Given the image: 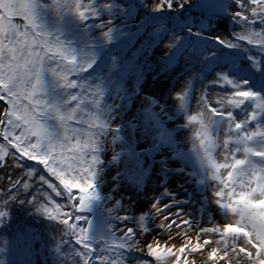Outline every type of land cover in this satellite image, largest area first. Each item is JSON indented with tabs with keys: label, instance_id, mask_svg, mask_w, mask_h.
I'll return each mask as SVG.
<instances>
[{
	"label": "snow or ice",
	"instance_id": "1",
	"mask_svg": "<svg viewBox=\"0 0 264 264\" xmlns=\"http://www.w3.org/2000/svg\"><path fill=\"white\" fill-rule=\"evenodd\" d=\"M186 5L193 0H151L153 12ZM133 7L148 4L0 0V171L20 170L9 171L7 187L0 189V264H19L7 259L17 250L26 255L24 264H131L126 252L150 258L136 264H197L189 258L193 253L207 264H264V0H229L228 14L239 31L227 39L209 36L223 49L244 52L243 59L220 62L213 51L193 50L201 67L172 95L173 113L157 112L150 98L133 117L116 123L132 96L128 80L143 75L140 57L163 43L168 52L160 67L167 70L182 43L168 26L134 18ZM46 13L61 23L70 17L75 32L50 28ZM187 34L204 36L191 27ZM194 80L201 86L195 113ZM215 88L221 92L213 102L208 91ZM176 115L183 116V124L169 128ZM192 125L197 126L192 147L185 151L178 133ZM157 159L164 161L160 170L166 175L169 160L178 159L183 174L211 187L212 202L226 222L198 227L158 199L148 213L133 218L135 228L97 225L85 215L107 199L101 186L109 164L123 165L114 181L123 176L132 182ZM15 207L46 219L50 228L13 230ZM110 214L121 224L129 219ZM149 214L158 218L160 234L175 226L184 239L178 245L144 239L151 231L145 226ZM182 226L195 231V241ZM202 234L219 239L201 241Z\"/></svg>",
	"mask_w": 264,
	"mask_h": 264
},
{
	"label": "rangeland",
	"instance_id": "2",
	"mask_svg": "<svg viewBox=\"0 0 264 264\" xmlns=\"http://www.w3.org/2000/svg\"><path fill=\"white\" fill-rule=\"evenodd\" d=\"M228 2L229 0H222L223 6L220 8V14H218L215 19L209 18L207 21H202L203 24L198 27L195 26L196 24H192V26L177 24L173 17L182 16V14L186 12H191L196 15L201 14L199 17L205 19L206 16L202 15L200 11L203 10L209 13L208 10L211 9V7H215L213 0H193V5H186L185 8L180 9L179 11L164 10L161 12H153L151 10V0H138L139 5L148 4V7H133L131 12L134 18L139 16L142 21L151 20L168 26L169 34L175 32L182 36V43L179 47L177 66L172 68L173 72L172 76H170L171 78H174L173 81L168 82L166 75L160 73L159 70H156L154 74H152V71L147 67V64L143 66L145 70L139 80H136L135 82L132 80L128 81L127 88L131 87L132 89H136L139 93V99H137L136 95L132 94L127 100V107L131 108L132 106L133 108L130 109L129 112H122L120 114V120L123 119L124 121H127L129 118L133 117L138 113L142 106L148 104L150 98L155 99V110L157 112L163 110L166 114L173 113L175 111V101L172 100V95L183 88L185 80L201 67L198 55H193V50L196 54L201 51H213L217 53V59H219L220 62L232 59H235L237 62L241 60V58L235 54V51L223 49L214 40L209 38L210 35H216L227 39L231 38L235 31H239V27L232 21L231 16L228 14ZM193 7L199 8L200 11L193 9L190 10V8ZM209 21L211 23H209ZM44 22L53 29L59 26L71 29L73 33L75 32L70 17L65 18L63 23H61L57 21L52 14L46 13ZM231 22L234 25L229 27L228 24ZM188 27H191L193 31H203L204 36L197 37L194 35H188ZM153 48V52L149 51V53H151L150 59L154 58L153 55L157 56L168 52V49L164 47L163 43L159 44V46H153ZM242 53L246 55L244 52ZM144 57L145 56L140 57L141 62L145 61ZM156 62L158 63L159 61ZM239 75L243 76L245 74L240 73ZM210 78L211 77H209V79ZM193 86L194 91L190 107L193 113H195L197 107L195 104V97L196 95L199 96L201 91L199 80H194ZM254 90L259 89L255 88ZM220 92L221 89L219 88L210 89L208 91V96L213 102H215L217 94ZM122 114L126 115V117H123ZM237 115L239 116L240 113L238 112ZM84 119H86L87 122L90 119V114L85 115ZM117 122H119V120H116V123ZM181 124H183L182 115H176L173 119L168 120L169 128H175L177 125ZM196 127V125H192L188 131H179L178 133L185 151L192 147L190 137ZM85 130H87V127H85ZM140 146L144 147L145 145L141 144ZM111 155L112 153L110 151L105 153V160H108ZM165 156H167V153H165ZM163 162L162 159H157L154 163L149 162V166L146 167L144 173H137L132 182L125 180L123 176L120 180L114 181L113 177L117 175V172L123 167V165L117 167L114 164H109L104 171V183L101 186V192L107 197V199L95 208L92 213L85 215L88 216L89 219H92L97 225L110 223L112 227L118 229L127 226L135 228L133 218L138 217L141 213H148L153 200L158 199L161 205H170L168 209L169 212L181 210L184 214L188 215L194 223L198 224V227L208 226L211 221H215L218 224L226 222L224 221L221 211L217 208L215 203L212 202L213 189L211 187H208L207 185L203 187L197 185L194 180L190 178V174H183V165L178 159L169 160V174L166 175L165 172L160 170ZM169 193H171V195H169ZM117 201H120L121 203L117 204ZM185 203L186 205H184ZM110 213L128 215L129 219L126 223L121 224L119 221H116L114 215ZM158 222V218H153L150 214L146 217L145 226L151 231L144 237V239L157 237L161 239V242L168 241L169 243H175L177 245L184 239L181 228H176L175 226L169 232L160 234V229L157 227ZM182 228L188 231V234L192 236L195 241V231L186 226H182ZM177 232L181 233L180 238L175 241H169V236H174ZM207 238H211L214 241L219 239L217 235L209 236L207 234H202L200 236L201 241ZM125 255L128 260L130 256H134V259L130 260L131 264H136L137 261H147L150 259L143 253L139 252H126ZM189 258H196L197 264H207V262L201 258L200 253H193ZM233 264H235V260L233 261ZM245 264H248V262L245 261Z\"/></svg>",
	"mask_w": 264,
	"mask_h": 264
},
{
	"label": "trees",
	"instance_id": "3",
	"mask_svg": "<svg viewBox=\"0 0 264 264\" xmlns=\"http://www.w3.org/2000/svg\"><path fill=\"white\" fill-rule=\"evenodd\" d=\"M214 2L215 1H213V4H214ZM210 10L211 9H209L208 12H210ZM182 20H183L182 23L184 25H188V26L193 24V23H195L197 20L200 21L198 16L196 14L191 13V12H186V13L182 14ZM159 22H161V21H159ZM153 49H155V48H153ZM153 51L154 50H151L150 52H153ZM149 54H150V56H149ZM149 54H147V56L144 57L145 61L141 62L142 68L144 69L143 66L145 64H147V67L151 69L152 74H154V72L156 70H159L160 73H163L164 75H166V78H167L168 82L173 81L174 78H171L170 76H172V72H173L172 68H173V66H176V65H174L175 64L176 53H175V57L173 59V62L171 63L170 67L167 70H165L164 68L160 67V65H163V64L166 63V61L164 59L165 53L157 55V56L153 55V57H154L153 59H150L151 53H149ZM155 57H156V59H155ZM156 61H159V62L157 63ZM157 64H159V65H157ZM127 89L130 92H132L133 95H136L137 99H139L138 98L139 97V93H138V91L136 89H135L134 92H133V89L131 87H129ZM143 99H144V97H143ZM132 108H133L132 106H131V108L127 107V111L126 112H129V110L132 109ZM125 114H127V113H125ZM123 117H126V115H123ZM117 120H119V122H120V117ZM85 122H86V119H85ZM119 122H117V123H119ZM84 127H87V122L85 123ZM9 171L13 175H15L20 170L19 169H5V170L0 171V189H3L5 187H7V179H6V177H7ZM57 199H59V198H57ZM14 214H15V224H14V229L13 230H15L16 228H22V227H25V226H32L35 230H38V231H47L50 228L49 221H47L46 219H43V218H34L32 215L28 214L26 212V210H24V209H22L20 207H15L14 208ZM7 259L17 260V261H19V264H24V260L26 259V255H25V253L22 250H17L14 256H9V257H7ZM41 259H43V257H41ZM49 264H50V262H49Z\"/></svg>",
	"mask_w": 264,
	"mask_h": 264
}]
</instances>
